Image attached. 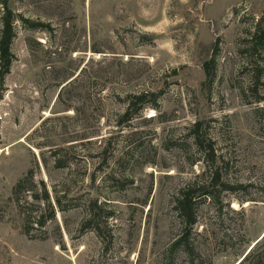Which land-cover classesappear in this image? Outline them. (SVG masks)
I'll use <instances>...</instances> for the list:
<instances>
[{"label":"rangeland","instance_id":"1","mask_svg":"<svg viewBox=\"0 0 264 264\" xmlns=\"http://www.w3.org/2000/svg\"><path fill=\"white\" fill-rule=\"evenodd\" d=\"M7 6L0 264H240L264 245V0H0V35ZM217 173L234 191L206 189Z\"/></svg>","mask_w":264,"mask_h":264},{"label":"trees","instance_id":"2","mask_svg":"<svg viewBox=\"0 0 264 264\" xmlns=\"http://www.w3.org/2000/svg\"><path fill=\"white\" fill-rule=\"evenodd\" d=\"M2 32L0 35V81L3 83L7 77V75L10 74L11 68L13 66L14 62V54L12 52V45L15 38V16L12 11L8 9L7 6V12L4 14L2 18ZM148 95L143 94L141 96H138L137 100L140 102L143 107L147 103ZM196 141L199 145H202L201 139L199 137L196 138ZM57 167L64 168L65 166L61 164V162H57ZM34 173L33 171L30 172V175L22 180L15 188V195L18 197L20 193L25 189L26 185L29 182H33ZM34 187V182H33ZM212 187L213 189H216L218 187L221 188L220 191H234L229 187V185L223 183L221 181L219 173H217V177L215 179V182L213 185L208 186L206 189H209ZM199 188V189H198ZM219 188V189H220ZM197 189L199 192H196ZM30 191V190H27ZM205 189L203 186H201L199 183L192 184L181 191L179 197L176 199V209L180 213L184 224H185V231L184 235L181 236L174 244L173 248L176 247H184L186 251L190 252L193 250V245L190 243V234L193 229V227L197 224V214L195 213V207H196V197L198 193H203L199 196V201H202L203 199L208 198L209 194H206L204 192ZM37 200L39 198L37 196H34ZM49 196L46 191V199L48 200ZM53 218V217H52ZM51 218V219H52ZM40 225L44 226L45 224L42 222ZM264 240V238H263ZM240 264H264V245H261V242H259L249 253L242 259V262Z\"/></svg>","mask_w":264,"mask_h":264},{"label":"water","instance_id":"3","mask_svg":"<svg viewBox=\"0 0 264 264\" xmlns=\"http://www.w3.org/2000/svg\"><path fill=\"white\" fill-rule=\"evenodd\" d=\"M251 251V250H250Z\"/></svg>","mask_w":264,"mask_h":264}]
</instances>
